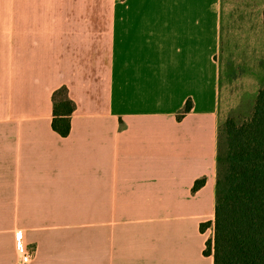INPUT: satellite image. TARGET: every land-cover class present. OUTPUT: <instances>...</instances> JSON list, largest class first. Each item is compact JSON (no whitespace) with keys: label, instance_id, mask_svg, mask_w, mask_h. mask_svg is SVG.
Masks as SVG:
<instances>
[{"label":"crops","instance_id":"1","mask_svg":"<svg viewBox=\"0 0 264 264\" xmlns=\"http://www.w3.org/2000/svg\"><path fill=\"white\" fill-rule=\"evenodd\" d=\"M223 18L225 0H0V264L15 233L28 264H213Z\"/></svg>","mask_w":264,"mask_h":264},{"label":"trees","instance_id":"2","mask_svg":"<svg viewBox=\"0 0 264 264\" xmlns=\"http://www.w3.org/2000/svg\"><path fill=\"white\" fill-rule=\"evenodd\" d=\"M189 110L187 103L183 114ZM74 111L67 89L56 90L51 126L63 138ZM204 183L196 181L193 191ZM209 226L201 224L200 231ZM203 255L212 256L213 264H264V89L248 121L237 125L227 120L219 130L213 240L205 243Z\"/></svg>","mask_w":264,"mask_h":264},{"label":"rangeland","instance_id":"3","mask_svg":"<svg viewBox=\"0 0 264 264\" xmlns=\"http://www.w3.org/2000/svg\"><path fill=\"white\" fill-rule=\"evenodd\" d=\"M228 26L222 19L220 39L221 118L237 125L253 114L258 93L264 88V0H225ZM212 25L213 13L208 12ZM229 39V40H228ZM229 41V43H228ZM223 136V134H222Z\"/></svg>","mask_w":264,"mask_h":264},{"label":"built area","instance_id":"4","mask_svg":"<svg viewBox=\"0 0 264 264\" xmlns=\"http://www.w3.org/2000/svg\"><path fill=\"white\" fill-rule=\"evenodd\" d=\"M15 248L20 254V264H28L31 260L32 252L24 247L20 233H15Z\"/></svg>","mask_w":264,"mask_h":264}]
</instances>
